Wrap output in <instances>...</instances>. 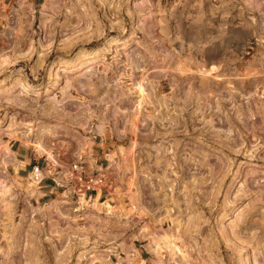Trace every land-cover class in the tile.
Instances as JSON below:
<instances>
[{
  "label": "rangeland",
  "instance_id": "rangeland-1",
  "mask_svg": "<svg viewBox=\"0 0 264 264\" xmlns=\"http://www.w3.org/2000/svg\"><path fill=\"white\" fill-rule=\"evenodd\" d=\"M31 8L0 26V157L82 162L123 214L95 200L103 224L52 239L0 163V264H264V0Z\"/></svg>",
  "mask_w": 264,
  "mask_h": 264
},
{
  "label": "crops",
  "instance_id": "crops-1",
  "mask_svg": "<svg viewBox=\"0 0 264 264\" xmlns=\"http://www.w3.org/2000/svg\"><path fill=\"white\" fill-rule=\"evenodd\" d=\"M43 1L0 0V26H8L14 23L18 15L23 13L25 4L29 8L32 7L30 11L33 12L36 6L42 4ZM3 31L6 30L0 28V32ZM7 54L8 52L0 47V64L2 63L1 56H7ZM8 56L10 57V54ZM19 130L16 129L15 131ZM10 143L7 145L9 150L0 157V163L5 167L4 179L13 182L16 191L19 193L16 201L21 204V208L16 210L15 215H19L21 220H32L39 225H45L48 235H50L48 237H53L52 239L56 238L54 230L57 227L67 231L76 224L87 223L95 226L103 224L99 219L101 213H97L95 207H88L84 210L73 209L72 191L75 186L73 181H69L66 175L61 178L54 177L50 173L48 162L37 160V156L34 154L22 157L19 148L17 151H13ZM28 167L31 170L29 174H25L23 171L27 170ZM90 195L95 197L98 202L107 203L104 206L107 214H110L115 207L113 214H123L121 197L118 195L112 196L107 189L92 191ZM52 200L56 201L57 204H52ZM88 210L92 215L90 214V217H86L82 222V215ZM128 232L129 230H127ZM133 244L135 243L133 242Z\"/></svg>",
  "mask_w": 264,
  "mask_h": 264
},
{
  "label": "built area",
  "instance_id": "built-area-1",
  "mask_svg": "<svg viewBox=\"0 0 264 264\" xmlns=\"http://www.w3.org/2000/svg\"><path fill=\"white\" fill-rule=\"evenodd\" d=\"M66 177L75 183L72 191L74 210H84L90 207L96 200L90 193L106 188V179L103 174L87 173L85 164L82 162L73 163Z\"/></svg>",
  "mask_w": 264,
  "mask_h": 264
},
{
  "label": "bare ground",
  "instance_id": "bare-ground-1",
  "mask_svg": "<svg viewBox=\"0 0 264 264\" xmlns=\"http://www.w3.org/2000/svg\"><path fill=\"white\" fill-rule=\"evenodd\" d=\"M30 90H31V87H30V86H27V85H25V84H21V85H20V88H19V92H20V94H22V95L24 94V95H25L26 92H27V91H30ZM18 94H19V93H18ZM19 133H20V132H19ZM19 133H18V131H14L13 135H14V136H17ZM43 138H44V137H43V133L40 132V133L38 134V136L36 137V141H35V142H36V148H37V151L40 152V153L45 152V148L43 147V144H42V143H43V142H42V141H43ZM119 150H120V153H122V152H123V147L120 146ZM124 153H125V151H124ZM47 154H48V152H47ZM121 155H122V154H121ZM48 156H50V155H48ZM111 158H112V157H111ZM112 159H113V158H112ZM112 159H111V161H113ZM131 164H133V163L131 162ZM136 197H137V196H136ZM136 199H137V198L134 197V200H133L134 203H138V202H136ZM169 249H170L171 252L176 253V249H175V247L170 246ZM82 255H83V254H82ZM179 260L184 262V260H183V258H182L181 256L179 257Z\"/></svg>",
  "mask_w": 264,
  "mask_h": 264
}]
</instances>
